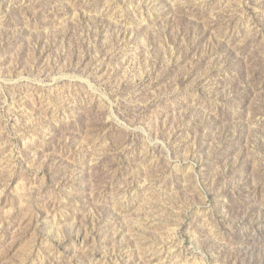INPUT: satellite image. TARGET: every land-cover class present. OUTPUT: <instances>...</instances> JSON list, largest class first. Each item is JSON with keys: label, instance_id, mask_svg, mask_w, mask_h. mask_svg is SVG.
<instances>
[{"label": "rangeland", "instance_id": "rangeland-1", "mask_svg": "<svg viewBox=\"0 0 264 264\" xmlns=\"http://www.w3.org/2000/svg\"><path fill=\"white\" fill-rule=\"evenodd\" d=\"M0 264H264V0H0Z\"/></svg>", "mask_w": 264, "mask_h": 264}]
</instances>
